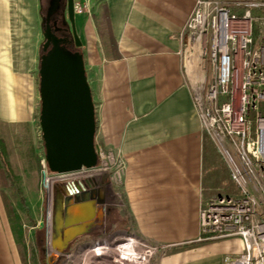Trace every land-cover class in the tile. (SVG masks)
<instances>
[{"label":"crops","instance_id":"obj_1","mask_svg":"<svg viewBox=\"0 0 264 264\" xmlns=\"http://www.w3.org/2000/svg\"><path fill=\"white\" fill-rule=\"evenodd\" d=\"M13 1L0 0V125L7 127L31 122L35 114L33 80L21 78L12 53ZM75 2L94 10L76 19L96 106V143L126 162L121 186L103 176L90 187L100 188L107 201L118 196L129 229L142 239L175 249L190 244L162 264H225L226 257L242 255L240 237L197 241L201 207L240 196L223 185L235 184L229 165L204 132L194 103L199 73L188 62L182 34L197 0ZM0 264H23L1 187Z\"/></svg>","mask_w":264,"mask_h":264},{"label":"built area","instance_id":"obj_2","mask_svg":"<svg viewBox=\"0 0 264 264\" xmlns=\"http://www.w3.org/2000/svg\"><path fill=\"white\" fill-rule=\"evenodd\" d=\"M90 12L89 2H75L76 15ZM182 36L199 73L194 103L202 128L241 188L239 197H218L200 210L197 241L240 237L244 253L224 263L264 264V0H197ZM43 168L55 187L105 174L121 186L126 162L100 149L93 168L51 173L45 161Z\"/></svg>","mask_w":264,"mask_h":264},{"label":"water","instance_id":"obj_3","mask_svg":"<svg viewBox=\"0 0 264 264\" xmlns=\"http://www.w3.org/2000/svg\"><path fill=\"white\" fill-rule=\"evenodd\" d=\"M40 2L44 41L40 45L39 92L44 161L51 173L93 168L99 163L100 150L96 143V106L85 56L79 50L83 42L76 26L75 0ZM103 180L107 183L109 175L105 174ZM93 181L92 178L68 183L61 190L62 195L55 194L50 231V180L45 179L47 216L40 228L46 230L42 250L47 264H57L59 254L66 251L69 242L86 234L95 219L104 216L109 203L100 188L87 187ZM49 242L54 255L49 253Z\"/></svg>","mask_w":264,"mask_h":264},{"label":"rangeland","instance_id":"obj_4","mask_svg":"<svg viewBox=\"0 0 264 264\" xmlns=\"http://www.w3.org/2000/svg\"><path fill=\"white\" fill-rule=\"evenodd\" d=\"M13 5L11 47L14 63L19 69L21 78L24 77L22 78L23 80H33V85L35 86V114L34 120L31 122H21L11 127L0 125V142L7 152L4 161L16 173V180L22 185L26 196L30 200L38 226L40 227V224L45 222L47 216V193L44 189L46 172L43 168L45 148L40 127L41 99L39 92L40 45L44 41L42 19L39 12L41 2L40 0H14ZM90 8L91 12L87 13L88 15L94 12L91 3ZM77 19L76 25L78 23ZM78 26L77 31L82 40L81 31ZM79 50L85 56L84 45ZM194 68L196 69L195 64ZM261 110L264 113V104H262ZM216 157L218 161L217 168L222 169V172L227 176V171L220 160V156L216 155ZM223 185L233 189L237 192L236 194L241 195V188L239 186L232 184L230 181H224ZM55 189L53 199H55ZM5 191L13 199L11 190L6 188ZM108 203L106 207L108 208V213L103 218V223L95 233V237L91 236V240L87 242L83 239L63 254H59L61 256L57 264H84V258L93 246L106 241L114 242L118 237H134L141 243L143 242L142 244L147 251V264H162V260L171 253L184 251L190 245H182L185 248L176 249L171 247V249L164 245L153 244L142 239L129 229L128 220L121 209L120 198L112 193ZM45 233V229L44 232L39 234L35 229H27L25 243L28 264H45L46 256L42 250L45 245ZM54 254H56L55 251ZM73 256L76 257L70 259Z\"/></svg>","mask_w":264,"mask_h":264},{"label":"trees","instance_id":"obj_5","mask_svg":"<svg viewBox=\"0 0 264 264\" xmlns=\"http://www.w3.org/2000/svg\"><path fill=\"white\" fill-rule=\"evenodd\" d=\"M6 155L5 147L0 142V187L4 191L8 188L12 192L13 199L5 191V205L19 245L23 264H28L25 243L27 229H35L38 234L44 232V229L38 226L34 208L26 196L22 185L16 180V173L5 163L4 159Z\"/></svg>","mask_w":264,"mask_h":264},{"label":"bare ground","instance_id":"obj_6","mask_svg":"<svg viewBox=\"0 0 264 264\" xmlns=\"http://www.w3.org/2000/svg\"><path fill=\"white\" fill-rule=\"evenodd\" d=\"M194 67V64H193ZM194 69V68H193ZM196 70V69H195ZM55 185L50 182L49 229L53 221V197ZM143 243V242H142ZM140 241L134 237H118L114 242H102L92 247L84 258V264H147V251ZM49 253L54 251L49 242ZM76 257V256H75ZM70 257V259L75 258Z\"/></svg>","mask_w":264,"mask_h":264},{"label":"flooded vegetation","instance_id":"obj_7","mask_svg":"<svg viewBox=\"0 0 264 264\" xmlns=\"http://www.w3.org/2000/svg\"><path fill=\"white\" fill-rule=\"evenodd\" d=\"M61 23H62V21L60 20L58 22V26L59 27L61 26ZM93 179L95 180L96 178H93ZM67 184L68 183L58 185V187H57V190L58 191H55V194L62 195L61 190L63 189L64 185H67ZM90 185H91V183H90ZM90 185L88 184V186H90ZM53 206H54V204H53ZM107 213H108V208L105 209L104 216L102 218L95 219L94 224L90 227L89 231L86 234L80 235L77 238H75L73 241L69 242V244L67 245L66 251L69 250L73 245L79 243L83 239H85V242H87V241H90L91 240V238H92L91 236L95 237V235H96L95 233L99 229L100 225L103 223V218L105 217V215H107ZM41 229H45V228H41ZM45 232H46V230H45ZM53 232H55V231H53ZM87 237H89V238H87ZM45 242H46V233H45ZM64 244L65 243H62V245H64ZM44 263L47 264V262H45V261H44Z\"/></svg>","mask_w":264,"mask_h":264}]
</instances>
